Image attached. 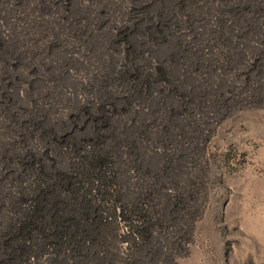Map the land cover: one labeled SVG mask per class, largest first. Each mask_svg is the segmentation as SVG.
I'll list each match as a JSON object with an SVG mask.
<instances>
[{
  "label": "rangeland",
  "instance_id": "374dc122",
  "mask_svg": "<svg viewBox=\"0 0 264 264\" xmlns=\"http://www.w3.org/2000/svg\"><path fill=\"white\" fill-rule=\"evenodd\" d=\"M0 264H264V0H0Z\"/></svg>",
  "mask_w": 264,
  "mask_h": 264
},
{
  "label": "bare ground",
  "instance_id": "6f19581e",
  "mask_svg": "<svg viewBox=\"0 0 264 264\" xmlns=\"http://www.w3.org/2000/svg\"><path fill=\"white\" fill-rule=\"evenodd\" d=\"M16 31H17V30H16ZM14 42L16 43V39L14 40ZM14 45H15V44H14ZM14 45H13V46H14ZM25 52H26V51H24V53H25Z\"/></svg>",
  "mask_w": 264,
  "mask_h": 264
}]
</instances>
